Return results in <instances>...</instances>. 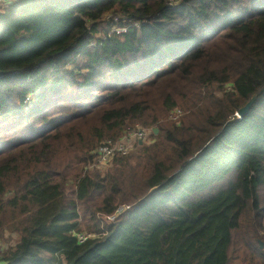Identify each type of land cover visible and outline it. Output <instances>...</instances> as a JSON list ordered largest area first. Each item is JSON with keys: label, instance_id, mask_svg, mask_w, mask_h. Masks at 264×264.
I'll list each match as a JSON object with an SVG mask.
<instances>
[{"label": "trees", "instance_id": "1", "mask_svg": "<svg viewBox=\"0 0 264 264\" xmlns=\"http://www.w3.org/2000/svg\"><path fill=\"white\" fill-rule=\"evenodd\" d=\"M137 123L158 133L87 169ZM5 231L0 264H264V0L1 9Z\"/></svg>", "mask_w": 264, "mask_h": 264}, {"label": "built area", "instance_id": "2", "mask_svg": "<svg viewBox=\"0 0 264 264\" xmlns=\"http://www.w3.org/2000/svg\"><path fill=\"white\" fill-rule=\"evenodd\" d=\"M16 0H0V7L10 4ZM119 18L117 16H113L111 14H106L103 17V21H112V22H118ZM139 26V24H136ZM120 28L114 29L113 32H117L118 34L124 33L127 31V27L125 26H119ZM182 111L180 109L175 110L171 114L172 119H178L181 115ZM149 135V129L147 127H144L140 123L135 124L134 126L129 127L125 133L117 138V139H107L103 141L100 146L96 150V157L92 163H90L87 166V169L91 165L99 164V165H105L109 164L113 161L116 155H127L130 153V151L133 149V146L138 141H144ZM100 170V169H99ZM124 206L119 207L117 210V213H120ZM115 218V215L108 216L109 220H113ZM78 237V240L82 243L86 241L89 238H93L97 236L95 233L89 232V231H82L76 234ZM5 244L3 243V240L0 238V255L2 253L3 247Z\"/></svg>", "mask_w": 264, "mask_h": 264}, {"label": "rangeland", "instance_id": "3", "mask_svg": "<svg viewBox=\"0 0 264 264\" xmlns=\"http://www.w3.org/2000/svg\"><path fill=\"white\" fill-rule=\"evenodd\" d=\"M9 5V4H7ZM7 5H4L2 7H0V10L3 9L4 7H6ZM120 28L119 26H115L114 29H118ZM117 33V32H116ZM118 34V33H117ZM236 114L239 116V113L238 111L236 112ZM171 119V118H170ZM149 129V135L148 137L143 141L144 143H148L151 139V134L154 132V129L153 128H148ZM135 150V148L133 147V149L130 151V153H132L133 151ZM113 162V161H112ZM112 162L109 163V164H105V165H99V164H93L89 167L90 170H94V169H100V171H105L107 169H109L112 165ZM0 238L3 240V243L6 245L8 244V240L11 238V234L8 232V231H5L4 232V235L1 236L0 235ZM261 243H262V246L261 248L264 249V241L261 240ZM231 254L233 256L234 254V250L232 249L231 250ZM232 264H255V263H249V262H244L243 260H237V261H233Z\"/></svg>", "mask_w": 264, "mask_h": 264}, {"label": "water", "instance_id": "4", "mask_svg": "<svg viewBox=\"0 0 264 264\" xmlns=\"http://www.w3.org/2000/svg\"><path fill=\"white\" fill-rule=\"evenodd\" d=\"M256 100V96L253 97L244 107H242L238 113H239V117H242L250 108V106L253 104V102ZM154 132L155 133H158V129L155 128L154 129ZM140 143H143V141H139ZM261 246H262V243H261Z\"/></svg>", "mask_w": 264, "mask_h": 264}]
</instances>
